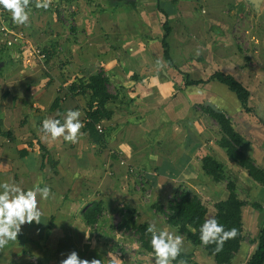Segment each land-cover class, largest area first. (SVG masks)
<instances>
[{"label": "crops", "instance_id": "obj_1", "mask_svg": "<svg viewBox=\"0 0 264 264\" xmlns=\"http://www.w3.org/2000/svg\"><path fill=\"white\" fill-rule=\"evenodd\" d=\"M43 2L49 7H37ZM223 2L30 1L29 23L14 24L22 35L12 49L15 52L18 47L21 52L13 53L19 62L0 76V133L10 130L14 137L9 140L0 134V182L24 190L47 185L51 194L45 200L38 197L39 223L22 225L17 239L0 247V264H62L73 251L81 259H99L103 264H131V253L112 245L118 236L112 226L115 214L121 218L120 225L135 212L137 224L155 223L157 228L177 233L152 205L166 207L181 187L197 195L204 192L209 198L218 197L214 188L220 184L204 174L203 157L215 158L229 173H244L220 147L217 122L200 105L228 117L249 141L255 165L264 169V152L250 144L253 135L245 136L250 131L246 129L248 119L234 93L216 80L189 87L183 82L184 76L206 81L215 72L229 74L250 92L253 110L257 99L260 101L255 113L264 106V88L255 89L261 84L259 70L253 67V59L248 62L240 53L236 40L238 25L232 17L243 12V7ZM164 22L170 29L168 60L161 43ZM253 37L248 44L251 54L261 52L255 33ZM50 45L56 47L45 74L43 60L33 50ZM229 52L233 58L228 57ZM238 52L248 63H238ZM100 72L108 80V91L117 95L111 104L115 113L101 123L120 127L111 140L102 147L94 146L82 128L75 142L45 137L42 122L49 118L63 122L69 109L79 110L83 123L84 99L71 95L68 87ZM57 95L59 106L49 111ZM21 150L26 151L25 156L19 154ZM111 153L117 158L112 159ZM94 201H102L104 209L91 228L83 212ZM253 212L250 222L258 218L259 212ZM135 244L132 247L140 255L144 250Z\"/></svg>", "mask_w": 264, "mask_h": 264}, {"label": "trees", "instance_id": "obj_2", "mask_svg": "<svg viewBox=\"0 0 264 264\" xmlns=\"http://www.w3.org/2000/svg\"><path fill=\"white\" fill-rule=\"evenodd\" d=\"M30 1L32 0H29V6ZM5 11L4 20L6 24L17 30V26L13 23L12 15L8 13V10ZM162 13L167 16L164 12ZM163 28L165 29V34L161 43L164 49V57L168 60L169 53L166 37L170 29L166 22H164ZM55 47V45H50L49 47L36 48V51L44 55L43 72L45 74H48V65L54 56ZM17 48L14 52V46L7 47L4 44L0 45V66L2 68H7V71L4 73L9 72L18 64L19 61L15 60L13 57V53L17 54L20 52ZM4 73L0 72V76H3ZM210 80L218 81L225 85L230 92L234 93L244 113L247 115L255 114L253 108L249 105L250 92L233 76L222 72H215L206 81H192L187 76L183 77L185 87L198 86ZM107 84V78L100 72L79 78L68 87V91L71 95L83 97L84 106L82 111L85 117L83 120L82 133L90 144L94 146L98 145L99 147L108 143L112 138V134L120 128L118 125L115 127H103L101 124L102 121L109 120L115 113V108H113L111 104H114L117 100V95L108 91ZM60 101L61 98L57 95L49 111H53L57 108ZM200 108L217 122L220 131L219 145L225 151L229 160L243 170L249 179L264 187V169L255 165V161L249 154L248 143L233 128L230 119L223 113L213 110L210 106L203 104L200 105ZM98 125L101 127V131L97 129ZM0 134L7 137L9 140L14 139L13 133L10 130L1 132ZM38 145L41 150L45 151V148L41 144ZM28 146H31V143H29ZM19 154L25 156L26 151L21 150ZM43 156H45V154ZM111 158L116 159L117 157L114 153H111ZM201 162L204 174L213 183L221 184L228 179L225 167L215 158L205 156L202 158ZM43 166L44 164L41 165V168ZM226 189L227 195L225 198L219 200L214 198L212 200V202L214 201L213 204L210 203L214 211L211 218H208L209 204L204 202L199 195L184 187H181V189L175 193L168 201L166 207L161 204H153L152 207L165 218V223L167 225L175 228L177 234L185 237V239L194 248L201 251L202 254L212 258L214 264H232L234 257L240 252V247L245 237L244 209L250 205V207L259 213H264V209L258 203L250 204L248 201L239 198L235 192V186L231 181L226 184ZM103 209L104 205L102 201H94L86 207L83 212V217L89 227L93 228V226L97 224L99 218L102 217ZM130 215V218L124 220L120 228L133 230L134 234L137 235V240L141 249L155 259V254L151 245L152 234L147 231L149 225L147 223L137 224L133 220L135 212H131ZM212 218L217 219L219 223L223 224L225 230H230L232 228L237 230L236 235L226 239L219 250H217L216 244L205 245L200 239V226L206 220ZM251 244L254 246V250L245 264H264V223L259 229L256 237L251 241ZM186 260L187 256L180 252L172 263L184 262Z\"/></svg>", "mask_w": 264, "mask_h": 264}, {"label": "rangeland", "instance_id": "obj_3", "mask_svg": "<svg viewBox=\"0 0 264 264\" xmlns=\"http://www.w3.org/2000/svg\"><path fill=\"white\" fill-rule=\"evenodd\" d=\"M223 3L224 5L227 4L228 6L243 7L241 10L243 12H240V13L238 12L232 17L234 18L235 24L238 25V37L236 38V40L239 42L240 47H241L240 53L244 56V58L248 60V62H251V59H253V64H252L253 67L256 70H259V76L261 77L260 78L261 84L259 86H255V89L257 87L264 88V1L258 11L254 10L252 5L246 0H224ZM212 7H214L213 4H212ZM8 13L11 14L10 11H8ZM14 24H17V23L14 22ZM254 33L259 39L258 41H260L261 52L258 51L257 53L254 50L252 51V54H251V52L248 50L249 48L248 44L251 41L255 40V38L253 37ZM0 41L2 43L1 37H0ZM36 48L38 49L39 47H36ZM36 48H34V50H36ZM240 53L238 52L237 53L238 55L236 57L238 60H240V62L238 63L246 64L247 61L246 62L243 61V57ZM230 56H232L231 52H229L228 54V57ZM250 66L251 65L248 64V67ZM6 71H7V68H2L0 70L1 73H4ZM240 78H241V82L244 84L245 83L244 79L242 77ZM259 102L260 101L257 99V101L255 102L254 112ZM244 114H245L244 117L248 119V123H249L246 125V129L250 130V131L245 132V136L253 135L251 136L252 141L250 142V144H254L258 149H260V152L261 151L264 152V124H263L264 106L260 105L257 108L256 113L254 115L253 114L246 115V113ZM256 126L259 128H256ZM254 135H256V137ZM248 148H249V141H248ZM254 161L256 162V160ZM227 175H228L227 176L228 179L223 181V183L218 185L216 188L213 187L214 191L218 193L217 194L218 197H214L215 199L219 200V199L225 198V196L227 195L226 184L229 181H231L235 186V192L239 198L248 201L250 204L258 203L264 209V187L263 186L249 179L245 172L244 173L238 172V174H235L234 172H230V173L227 172ZM149 195H150V192L147 190V192H145L146 200L148 199ZM199 196L204 202L209 204L210 208L208 212V216H209L208 218H211V216L214 213L213 209L211 208V205L214 202V201L212 202V200L214 199L213 196H210L209 198V195L207 196V194H205L204 192L199 194ZM252 209H253L252 207H248L244 209V218L246 219V221L244 220L245 237L240 247V253L234 257L232 264H245V262L248 260V258L251 256L254 250V246L251 244V241L256 237V233H258L257 230L255 231V229L257 228L259 231V229L264 223V213H259L256 216V218L258 217L257 221L258 219H260V222L258 223V225H257V221H254V222L249 221V219L252 217V212L255 210V209L253 210ZM112 217H114L112 221L113 231L115 232V234H118L117 238L112 239V245L115 246V249H119L120 247H123V249L126 248V250L130 252L132 256L131 264H154V261L151 260L149 255L144 254V251L140 255L134 251L135 248H133L132 246H135L136 245L135 243H138L137 235L134 234V231L132 230L131 232H128V230H123L122 228H120L121 218L118 214H115ZM160 217H162L163 219L162 215ZM247 219L249 222L247 221ZM166 231H168L169 233L173 235H175L176 233L174 231L171 232L170 230H166ZM120 232L122 233L120 234ZM182 238H183V242H182L180 252L184 253L187 256V260L184 262L180 261V262H176L172 264H214L212 258L205 256L204 254H202L201 251L194 248L185 239V237L182 236ZM118 258L119 256L117 255L116 259Z\"/></svg>", "mask_w": 264, "mask_h": 264}, {"label": "clouds", "instance_id": "obj_4", "mask_svg": "<svg viewBox=\"0 0 264 264\" xmlns=\"http://www.w3.org/2000/svg\"><path fill=\"white\" fill-rule=\"evenodd\" d=\"M0 7L11 12L15 23L21 25L29 23V0H0ZM37 7L48 8L49 4L43 2ZM80 116L79 110L69 109L64 115L63 122L60 119H45L42 122L41 131L48 138L63 137L65 141L75 142L83 127ZM50 194L51 189L47 185L24 190L14 183L0 182V247L17 239L22 225L30 224L33 221L39 223L41 209L38 197L40 200H45L49 198ZM147 231L152 234L154 264H172L181 251L182 236L173 235L164 229L157 228L155 223L150 224ZM236 231L235 228L225 230L223 224L212 218L200 226V239L205 245L216 244L217 250H219L226 239L236 235ZM62 264H103V261L81 259L73 251L62 261Z\"/></svg>", "mask_w": 264, "mask_h": 264}, {"label": "built area", "instance_id": "obj_5", "mask_svg": "<svg viewBox=\"0 0 264 264\" xmlns=\"http://www.w3.org/2000/svg\"><path fill=\"white\" fill-rule=\"evenodd\" d=\"M5 14V9L0 7V37L2 40V44L6 45L7 47H13L21 41L22 35L15 28L6 24L4 20ZM33 53L39 59H44V55L39 51L33 50ZM97 129L101 131V127L99 125L97 126Z\"/></svg>", "mask_w": 264, "mask_h": 264}, {"label": "water", "instance_id": "obj_6", "mask_svg": "<svg viewBox=\"0 0 264 264\" xmlns=\"http://www.w3.org/2000/svg\"><path fill=\"white\" fill-rule=\"evenodd\" d=\"M127 2H134V0H126ZM248 1L254 10L258 11L264 0H246Z\"/></svg>", "mask_w": 264, "mask_h": 264}]
</instances>
